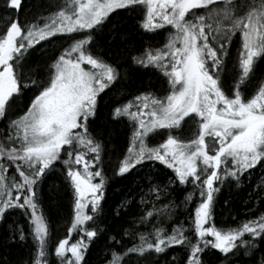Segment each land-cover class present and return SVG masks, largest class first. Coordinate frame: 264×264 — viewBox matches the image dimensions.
<instances>
[{
	"label": "snow or ice",
	"instance_id": "snow-or-ice-1",
	"mask_svg": "<svg viewBox=\"0 0 264 264\" xmlns=\"http://www.w3.org/2000/svg\"><path fill=\"white\" fill-rule=\"evenodd\" d=\"M25 7L24 0H0V12L8 16L0 30V248L31 235L36 241L32 264H90L92 248L109 232L108 181L128 179L140 169L147 171L133 180L128 208L137 195L147 203L146 189L154 195L153 210L147 212L153 217L160 212L158 203L170 210L164 201L187 185V200L198 192L200 202L186 229L168 234L156 227L132 246L124 245L123 237L135 238L138 229L123 230L120 240L106 236L112 241L107 248L125 249L119 264H129L133 255L157 264L150 258L167 256L173 246L187 249L184 264H205V253L213 249L221 264H264V213L228 231L213 222L225 178L241 186L247 174L264 169V71L250 96L241 87L264 65V0H72L70 7L57 4L42 23L22 21ZM121 9L142 21L149 48H133L109 62L93 45ZM121 40L126 43V36ZM153 42L162 47L152 48ZM148 67L159 70L156 91L147 90L154 84L137 94L113 91L119 79ZM109 93L115 99L106 122L130 133L112 176L106 174L105 132L99 124ZM157 168L173 170L163 186ZM57 173L74 194L68 233L78 238L49 245L41 186ZM257 188L264 193V176ZM16 209L27 218V234L23 226L8 223ZM114 215L130 213L117 205ZM144 220L141 216L140 223ZM0 264L10 261L0 255ZM102 264L117 261L105 256Z\"/></svg>",
	"mask_w": 264,
	"mask_h": 264
},
{
	"label": "trees",
	"instance_id": "trees-1",
	"mask_svg": "<svg viewBox=\"0 0 264 264\" xmlns=\"http://www.w3.org/2000/svg\"><path fill=\"white\" fill-rule=\"evenodd\" d=\"M63 0H24L26 5L24 13L25 17H34L43 13L54 7L56 4ZM55 8V7H54ZM21 14V15H22ZM2 13L0 12V17ZM114 26V27H113ZM2 27V21L0 19V28ZM143 31L139 27L138 17L134 13H130L126 10H118L117 13L113 14L109 21L105 22L104 29L97 34L95 44L93 45L95 51L103 56L109 62H115L120 60L122 56L126 55L128 51L133 48H143L145 51L148 50L149 45L145 43V37ZM122 35L126 36V43L121 40ZM153 44V43H152ZM152 47V45H151ZM162 47V45H155L152 48ZM232 51V50H231ZM136 55V52H132ZM35 55L38 57L40 54L37 52ZM157 69L153 67L143 68L138 71L130 73V79H119L114 88L115 91H121L123 95L128 93L135 94L137 89L145 90L149 84L156 85L155 88H150L147 90L156 91L160 84L158 83ZM264 71V65L257 70V74L252 77V79L246 83L245 89L248 90L251 86H255L257 80L260 77V72ZM159 93V92H158ZM115 99L112 93L105 98L103 101L104 107L101 111V118L99 124L102 130L105 132V167L108 170L111 168L116 160V157L121 154L125 148L126 143V131L122 125H113L107 121L109 104ZM113 119V117H112ZM147 170H137L128 179L117 178L108 182L106 188V202H105V223L109 227V232L101 236L99 242L91 250V255L89 258L90 264H101L104 261L105 256L109 259H115L117 264H119V259L121 253L125 250L122 248L109 249L106 247L107 244H111V239H106V236H116L117 240H120V235L123 230L132 231L138 229L135 238L131 236H124L122 243L126 246H132V244L139 243L140 234L153 233L154 230L150 227H163L166 229L168 234H171L173 228L186 229L191 223L188 219L190 216L194 217L195 208L198 206H192V204H186L185 193L188 190L187 186H180L181 191L177 193L176 196L172 197L171 201L165 200L164 203L169 204V209L164 208L161 204H157L160 208V212L157 215L156 212L153 213V217H148L147 212L152 211V202L147 200V203L138 202L140 195H137L134 203L130 208L127 207V202L125 201L126 196L130 195V189H135L136 185L133 180L137 175L144 176ZM159 173L158 180L163 186L169 177L168 171H160V169H155ZM263 176L257 172V169L247 174V178L241 186H237L235 181L228 182L227 185L220 186V192L216 196V203L214 209L213 222L218 230L228 231V229L236 228L253 217H258L261 213H264V193L260 192L257 188L256 180L258 177ZM147 190L142 195H145ZM41 194L43 197V209L45 216L49 222V232L51 239L50 242L60 238L63 232L66 231V226L69 219L70 213V201L67 191L62 184L61 178L58 174L54 176H49V180L43 184L41 188ZM121 201H125L121 204ZM200 202V200H199ZM117 205H121V212L123 213L125 209L130 213V215L122 216V218H117L114 215V210ZM178 205V207H177ZM145 218L143 223H140V217ZM136 221V223H130L131 221ZM129 221V222H125ZM8 223L14 228L18 226H23L26 230V224L21 221L14 214L8 217ZM165 224L164 226L162 224ZM231 225H228V224ZM205 226H211V224H206ZM186 235H191L186 232ZM71 238V237H70ZM69 240V243L74 241V238ZM10 246L0 248V255L3 256L5 260H9L10 264H31V245L27 240L25 241H8ZM50 250V247H49ZM179 251L177 248H171L170 252L176 253ZM111 252H116V256L113 257ZM184 252H186L184 250ZM205 264H221L219 260L221 257L219 253L213 249L209 253H205ZM177 262H182L185 258V253L177 255ZM168 257V256H165ZM150 259L156 260L157 264H165L163 258ZM171 261L172 260H168ZM129 264H146L145 260L141 257L134 256L129 258Z\"/></svg>",
	"mask_w": 264,
	"mask_h": 264
},
{
	"label": "bare ground",
	"instance_id": "bare-ground-1",
	"mask_svg": "<svg viewBox=\"0 0 264 264\" xmlns=\"http://www.w3.org/2000/svg\"><path fill=\"white\" fill-rule=\"evenodd\" d=\"M71 2H72V0H63V1H61V2H59L58 4L59 5H68L69 7L71 6ZM57 5V4H56ZM55 5V6H56ZM54 6V7H55ZM54 7H52V8H50V9H48V10H45L43 13H40L39 15H37V16H34V17H30V18H28V17H25L23 14L21 15V17H20V19L22 20V21H25V19L27 18V22H33V21H35V22H37V23H42V21H41V17H47L49 14H50V12L52 11V10H54ZM2 13V12H1ZM1 17H3V19H1V21H2V27L0 28V30H2L3 28H4V25H5V23L7 22V20H8V16L7 15H5L4 13H2V15H1ZM139 20V19H138ZM142 21L141 20H139V25H140V23H141ZM143 32H145L146 30H143L142 28H140ZM164 36H165V38H167L168 36H169V32L168 31H165L164 32ZM159 43L158 42H153V44H152V47H154L155 45H158ZM159 45H161V44H159ZM236 46H234L233 48H232V50L235 48ZM158 71L159 70H157V71H155V72H157L158 73ZM236 73L237 74H239L240 73V68H238V69H236ZM246 85V84H245ZM245 85H243V86H241L242 87V90L245 92V93H247V90L245 89ZM256 85H257V83H256ZM135 94H137V93H135ZM157 94L158 95H162L163 93H158L157 92ZM128 98L130 99L131 98V96H128ZM113 119H116L115 117H113ZM126 141H129L130 142V133H126ZM129 146V144L128 143H125V148L123 149V151L121 152V154H119L117 157H116V160H115V162L113 163V165L111 166V168L108 170V172L106 173L108 176H112V170H113V168L123 159V154H126V149H127V147ZM158 163V162H157ZM105 166V165H104ZM57 167H59V165H57ZM161 167H164V166H161ZM106 168V167H105ZM257 169V172L258 173H260V174H262L263 176H264V169H262V168H260V167H257L256 168ZM137 170H139V169H137ZM136 170V171H137ZM166 171H168V174H169V177L170 176H173L174 175V173H173V170L172 169H165ZM58 174V176L60 177V174L59 173H57ZM168 177V178H169ZM115 179H117V178H114L113 180H115ZM48 180H49V178H48ZM47 180V181H48ZM112 180V179H111ZM111 180H109V181H111ZM62 181V180H61ZM108 181V182H109ZM45 183H46V181H45ZM166 183H168V179L166 180ZM62 184H63V182H62ZM108 185V184H107ZM43 186V185H42ZM42 186H41V188H42ZM65 190L67 191V193H68V196H69V201H70V212H71V210H72V205H73V199H74V194H73V191H72V189L69 187V188H65ZM188 192H191L190 190H187L186 191V193H185V199H184V201H185V203L188 205V204H192V206H196L198 203H199V200H198V198L195 196V195H193L192 196V199L191 200H187V193ZM163 199V198H162ZM85 211H89L88 209H86ZM159 213H161V212H159ZM15 215L16 217H18L21 221H23L26 225V230H25V233L27 234V233H29L30 232V229H29V225H28V222H27V218L21 213V211L19 210V209H16L13 213H12V215ZM89 214H91L90 212H89ZM161 214H163V213H161ZM157 215H159L158 213H157ZM71 218H74V215L71 217ZM69 220H70V213H69V219H68V223H67V226H66V231L68 230V228L70 227V223H69ZM46 224H48V227H49V222H48V220H47V218H46ZM87 223H89V222H86V224ZM163 226L165 225L164 223L162 224ZM228 225H231L230 223L228 224ZM156 228V226H153V227H150L148 230H150V229H155ZM76 233V232H75ZM148 233V232H147ZM76 238H78V234L76 233ZM59 239V238H58ZM57 239V240H58ZM56 240V241H57ZM27 241H28V243H30V245H32V250H31V255H32V257H34L35 256V254H36V245H35V240L32 238V236L31 235H28V237H27ZM53 241H55V240H53ZM50 242V241H49ZM52 242V241H51ZM35 245V246H34ZM172 248H177L179 251H177L176 253H172V252H170V249L168 250V253L166 254L168 257H165V256H160V258H162V257H165V258H163V260L164 261H166L167 259L168 260H172V257L174 256L175 257V260H172V263L173 264H175L174 262H177V258L179 257V256H177V255H180V254H184L185 252H184V250L185 251H187V249H185V248H182L181 246H173ZM49 250V249H48ZM116 253V252H115ZM134 256H136V255H133L132 257H134ZM31 257V258H32ZM154 258H159V257H154ZM184 260H185V258H184ZM184 260L182 261V262H178V264H184ZM30 263L32 264V259L30 260ZM102 264V263H101Z\"/></svg>",
	"mask_w": 264,
	"mask_h": 264
},
{
	"label": "rangeland",
	"instance_id": "rangeland-1",
	"mask_svg": "<svg viewBox=\"0 0 264 264\" xmlns=\"http://www.w3.org/2000/svg\"><path fill=\"white\" fill-rule=\"evenodd\" d=\"M232 57L236 60V69H238L239 68V64H238V62H239V57H238V52H237V47H235L233 50H232ZM230 67H231V62H230V65H229ZM242 70L240 69V72H241ZM259 79H260V77H259ZM258 79V80H259ZM258 80H257V82H258ZM243 86V85H242ZM257 86H251V88H249L248 90H247V93H245L246 95H251L253 92H254V89L256 88ZM190 135V134H189ZM151 146V145H150ZM249 175V174H248ZM261 177V176H260ZM225 185H227L228 184V181H227V178H225ZM256 182V185H255V187L257 186V183H258V180H256L255 181ZM218 183V182H217ZM190 187H191V185H189ZM198 195H199V193H198ZM143 197H144V200L145 201H149V202H152L153 200H154V195L152 194V193H149V192H146V194L145 195H143ZM199 197V196H198ZM200 198V197H199ZM138 202H140V199L138 198ZM76 236V233L75 232H73L72 234H69L68 233V230L67 231H65V232H63V234L61 235V237L59 238V239H65V238H70V240H72L74 237ZM58 239V238H57ZM57 239H55V241L57 240ZM58 239V240H59ZM77 238H74V241L73 242H75V240H76ZM58 240L56 241V242H58ZM48 243H49V245H51V243L52 242H49L48 241ZM35 245H36V241H35ZM34 245V246H35ZM49 249V248H48ZM49 253H52L53 252V249L50 247V250H47ZM50 258H52V257H50Z\"/></svg>",
	"mask_w": 264,
	"mask_h": 264
}]
</instances>
